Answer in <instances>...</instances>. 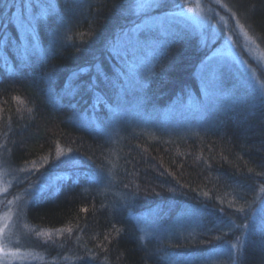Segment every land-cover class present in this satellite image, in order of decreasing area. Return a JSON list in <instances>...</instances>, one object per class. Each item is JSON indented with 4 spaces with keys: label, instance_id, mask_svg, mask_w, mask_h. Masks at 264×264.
Returning <instances> with one entry per match:
<instances>
[{
    "label": "trees",
    "instance_id": "1",
    "mask_svg": "<svg viewBox=\"0 0 264 264\" xmlns=\"http://www.w3.org/2000/svg\"><path fill=\"white\" fill-rule=\"evenodd\" d=\"M131 1L0 0V166L14 179L10 192L26 228L23 241L56 264H170L166 248L175 245L141 236L119 197L123 191L150 207H199L195 242L175 246L193 255V264L232 240L237 224L246 231L235 264H264V211L246 219L264 185L262 102L227 107L195 133H126L118 144L103 132L111 116L120 117L126 94L116 97L125 54L113 53L111 41L133 23ZM225 2L264 51V0ZM17 8L35 30L24 42L13 21ZM164 35L145 90L148 111L197 93L193 73L206 55L186 27ZM116 100L121 109H108ZM61 150L85 167L54 179ZM109 165L112 185L99 191L91 182ZM57 229L62 234H46ZM34 231L46 234L43 242Z\"/></svg>",
    "mask_w": 264,
    "mask_h": 264
},
{
    "label": "rangeland",
    "instance_id": "2",
    "mask_svg": "<svg viewBox=\"0 0 264 264\" xmlns=\"http://www.w3.org/2000/svg\"><path fill=\"white\" fill-rule=\"evenodd\" d=\"M150 3L159 6L148 7ZM129 7L133 23L118 30L111 41L113 53L125 54V70L120 73L122 83L117 87L116 97L121 100L126 93L120 117L111 116L103 127L111 142L120 144L126 133L135 132L149 136L195 133L213 125L219 113L227 107L246 109L260 102L264 104V51L246 32L236 11L225 0H132ZM20 13L17 8L12 16L24 42L28 35L35 36V30L27 18L28 14ZM176 25L188 28L206 51L193 73L198 81V91L192 92L184 101L169 102L163 108L150 107L148 111L143 101L153 61L164 45L163 34ZM152 32L159 38H153ZM24 46L22 43L21 47ZM233 95L235 97L231 98ZM108 109L120 110V101L116 100ZM157 116L169 123L157 119ZM89 120L95 124L94 117ZM56 157L54 169L58 172L54 179L65 175L67 168L77 171L78 167H85L66 151H59ZM113 170L114 165H109L91 185L99 191L108 190L112 185ZM8 174L9 171L0 166V264H56L51 263L42 250L23 241L26 228L14 209L13 203L17 204L18 198L13 199L11 195L14 179ZM118 194L124 201L122 204L129 205L127 213L136 222L144 239L154 238L165 246H171L172 242L175 246L182 244L185 247L187 242H195L194 231L199 225L198 206L183 204L174 210L167 205L165 210L150 207L134 194L123 191ZM161 211L168 213L163 216ZM263 211L264 185L259 188L250 208V217L248 215L246 219H254ZM236 226L238 230L231 232L232 240L219 243L200 261L216 264L231 257L235 264L234 258L239 254L237 251L246 231L244 224ZM239 229L241 236H237ZM62 232V229H57L46 234L55 236ZM46 234L34 231L39 242H43L41 238ZM175 246L166 248L168 263L193 264L195 257L181 253L185 250Z\"/></svg>",
    "mask_w": 264,
    "mask_h": 264
},
{
    "label": "snow or ice",
    "instance_id": "3",
    "mask_svg": "<svg viewBox=\"0 0 264 264\" xmlns=\"http://www.w3.org/2000/svg\"><path fill=\"white\" fill-rule=\"evenodd\" d=\"M159 5L158 4H155V3H150L148 4V7H158Z\"/></svg>",
    "mask_w": 264,
    "mask_h": 264
}]
</instances>
